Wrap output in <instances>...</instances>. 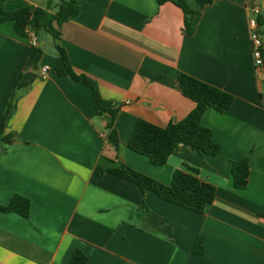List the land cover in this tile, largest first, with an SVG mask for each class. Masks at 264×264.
Segmentation results:
<instances>
[{
  "label": "crops",
  "instance_id": "crops-1",
  "mask_svg": "<svg viewBox=\"0 0 264 264\" xmlns=\"http://www.w3.org/2000/svg\"><path fill=\"white\" fill-rule=\"evenodd\" d=\"M59 1L51 0V12ZM77 1L79 14L56 25L59 43L74 71L119 110L120 147L102 138L111 116L97 117L91 89L55 72V41L37 35L43 56L33 68L31 39L1 22L0 206L21 195L31 208L28 217L0 211V264H69L76 250L87 264H264V68L255 66L249 25L251 8L264 15V0H195L201 13L192 35L170 2ZM48 3L0 0V8ZM179 73L233 94L234 103L202 116L221 146L217 156L177 150L154 166L128 140L139 118L165 127L194 109ZM21 80L30 85L4 119ZM245 157L250 178L240 190L232 161ZM121 164L166 185L188 165L216 187V199L202 214L185 209L108 172ZM199 236L203 255L193 252Z\"/></svg>",
  "mask_w": 264,
  "mask_h": 264
},
{
  "label": "trees",
  "instance_id": "trees-1",
  "mask_svg": "<svg viewBox=\"0 0 264 264\" xmlns=\"http://www.w3.org/2000/svg\"><path fill=\"white\" fill-rule=\"evenodd\" d=\"M158 1L160 4L170 2L181 8L184 13L186 33L188 35L194 34V20L201 13L195 0ZM210 2H213V0H210ZM51 8V0H49L48 8L45 10H34L25 7L14 12H8L0 8V23L13 21L17 33L23 37L30 38L32 32L38 35L39 31L42 30L53 37L57 51L55 72L59 76H70L76 81L83 82L91 89L97 117L104 114L111 116V121L105 129L107 133L105 139L116 149H119L120 139L115 128L119 110L113 108L109 101L102 98L95 80L74 71L65 48L59 43L61 33L56 25L76 17L80 12L79 3L77 0H60L58 10L55 13L51 12ZM258 21L264 40V15H260ZM262 52L264 57V46ZM30 55L32 67L37 68L43 56V50L39 45H32ZM178 82L183 96L195 103L194 109L181 121L171 122L165 127L157 126L139 118L136 120L128 140V148L135 153L146 156L154 166L167 164L169 158L177 150L191 153L201 152L212 156H217L221 151V146L214 140L212 131L204 127L201 120L206 110L210 108L220 113L229 110L234 103V95L186 73L178 74ZM29 85V82L20 81L15 93L7 103L4 119L8 115L15 98ZM184 166L185 170L176 169L173 172L169 185L135 171L124 164L108 172L135 183L144 192L151 191L165 201L202 214L215 201L216 187L203 181L199 177L198 169L188 165ZM100 173H104V170H100ZM232 177L235 188L240 190L247 188L250 178V159L248 157L232 161ZM30 208L31 201L29 198L14 195L8 205L0 206V211L14 212L23 217H28ZM261 216L264 217V213ZM203 242L204 237L199 236L193 247L195 254H204ZM87 263L88 256L80 250H76L69 261V264Z\"/></svg>",
  "mask_w": 264,
  "mask_h": 264
},
{
  "label": "built area",
  "instance_id": "built-area-1",
  "mask_svg": "<svg viewBox=\"0 0 264 264\" xmlns=\"http://www.w3.org/2000/svg\"><path fill=\"white\" fill-rule=\"evenodd\" d=\"M261 14H262L261 7L255 6L251 8L250 16H249L250 35L252 40V53H253L254 63L257 69L264 68V57L262 52L264 46V40L261 34V29L258 21V18ZM30 39L33 46H38V37L34 32L31 33ZM49 71L50 68L48 66H45L41 69V75L46 76L48 75ZM106 137L107 134L102 133V138L105 139Z\"/></svg>",
  "mask_w": 264,
  "mask_h": 264
},
{
  "label": "rangeland",
  "instance_id": "rangeland-1",
  "mask_svg": "<svg viewBox=\"0 0 264 264\" xmlns=\"http://www.w3.org/2000/svg\"><path fill=\"white\" fill-rule=\"evenodd\" d=\"M39 35H41V36H47L49 39H51V40L54 41L53 37L48 32H46L44 30L39 31Z\"/></svg>",
  "mask_w": 264,
  "mask_h": 264
}]
</instances>
